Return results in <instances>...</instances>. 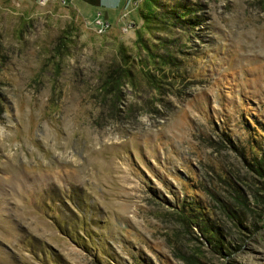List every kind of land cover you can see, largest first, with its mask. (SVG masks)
<instances>
[{"label": "rangeland", "instance_id": "374dc122", "mask_svg": "<svg viewBox=\"0 0 264 264\" xmlns=\"http://www.w3.org/2000/svg\"><path fill=\"white\" fill-rule=\"evenodd\" d=\"M140 1L0 0V264H264V0Z\"/></svg>", "mask_w": 264, "mask_h": 264}, {"label": "trees", "instance_id": "16d2710c", "mask_svg": "<svg viewBox=\"0 0 264 264\" xmlns=\"http://www.w3.org/2000/svg\"><path fill=\"white\" fill-rule=\"evenodd\" d=\"M157 7H161V4H158V0H141L139 4V15L141 17V20L143 21V27L146 28V25H149L152 23L151 21L157 23L159 21V18L155 15V10ZM180 10L178 12V8L176 7H170L164 12V16L167 21H163L166 24L173 25V22H183L184 24H188V21L183 19L182 16L184 15L181 13ZM183 14V15H182ZM178 24V23H177ZM168 27V26H166ZM134 44L143 50H147L149 57L146 58L147 64H153V62H156L158 65L164 66V65H170L173 63V56L170 54V51H168L165 47H163L164 51L162 53L158 52H152V47H150L149 43H147L145 40H143L142 34L140 33V30L135 31V39ZM126 48L124 46L119 47V54L120 58L122 60V66H120V70H116V74L110 75L105 80L104 88L108 89L111 88L113 90V95L115 96V100H118V93L120 92V87L124 84V78L126 77L124 75L125 68L127 65H132L134 60L137 61L136 58L131 57L129 53H126ZM60 53V52H59ZM134 64H136L134 62ZM104 89V91H106ZM264 160L258 159L256 161V165H260ZM259 168V167H258ZM205 241L216 248V251H220L221 249V242L220 240H217L214 236V233L211 232V230L206 229L205 232Z\"/></svg>", "mask_w": 264, "mask_h": 264}, {"label": "built area", "instance_id": "2783aa9c", "mask_svg": "<svg viewBox=\"0 0 264 264\" xmlns=\"http://www.w3.org/2000/svg\"><path fill=\"white\" fill-rule=\"evenodd\" d=\"M47 1L48 0H35V3L43 5V4L47 3ZM56 1H58V3L61 4V5H64V4H66L68 2V0H56ZM12 2H14V1L12 0ZM95 23L101 25L100 28L97 29L98 31H101V30H103L104 28L107 27L106 23H102L101 20L98 19V18L95 19Z\"/></svg>", "mask_w": 264, "mask_h": 264}, {"label": "crops", "instance_id": "0c3cea01", "mask_svg": "<svg viewBox=\"0 0 264 264\" xmlns=\"http://www.w3.org/2000/svg\"><path fill=\"white\" fill-rule=\"evenodd\" d=\"M13 1L19 3L18 0H13ZM48 1H49V0H48ZM55 1H56V0H55ZM71 1H72V0H68L67 3H70V5H73V4H74V0L72 1L73 3H72Z\"/></svg>", "mask_w": 264, "mask_h": 264}]
</instances>
